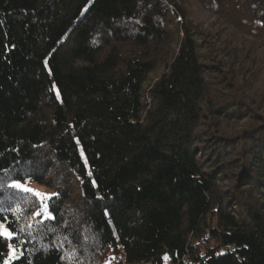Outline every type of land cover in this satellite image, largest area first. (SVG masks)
Wrapping results in <instances>:
<instances>
[{"label": "trees", "instance_id": "16d2710c", "mask_svg": "<svg viewBox=\"0 0 264 264\" xmlns=\"http://www.w3.org/2000/svg\"><path fill=\"white\" fill-rule=\"evenodd\" d=\"M258 50L264 0H0V264H264Z\"/></svg>", "mask_w": 264, "mask_h": 264}, {"label": "rangeland", "instance_id": "374dc122", "mask_svg": "<svg viewBox=\"0 0 264 264\" xmlns=\"http://www.w3.org/2000/svg\"><path fill=\"white\" fill-rule=\"evenodd\" d=\"M195 10L194 15H195V19H197L198 21H202L205 23V26H209L212 25L214 17L210 16L208 13H205L203 11H198V9L200 10V8H198L196 5L193 8ZM202 10V9H201ZM254 56V60H247L246 65H251L255 71V74L257 75L256 78L259 77L258 80V84H257V88H260L264 91V52L258 50L256 53H253ZM159 70L158 72L154 73L152 77H150L149 82H152L153 79H155L159 74H160ZM20 181L21 183H24L26 185H28L29 187L38 190L41 193H49V194H53L54 190L43 185L40 184L38 182L32 181L30 179L27 180H17ZM15 182V181H14ZM13 182V183H14ZM41 201V198L38 197ZM48 201V199L46 201H44V203L42 204L41 201V208L44 207V204H46ZM47 206V204H46ZM46 211H47V207H46ZM48 212V211H47ZM17 257L15 251H13V249L11 250V252L9 253L8 257L5 259L4 264H10L15 258Z\"/></svg>", "mask_w": 264, "mask_h": 264}, {"label": "snow or ice", "instance_id": "6c2138e0", "mask_svg": "<svg viewBox=\"0 0 264 264\" xmlns=\"http://www.w3.org/2000/svg\"><path fill=\"white\" fill-rule=\"evenodd\" d=\"M14 188H17L23 192H28V193H32L34 195H36L37 197L41 198L42 204L44 203V201H46L47 199H50L53 194H49V193H41L36 189H33L31 187H29L28 185L21 183L20 181H15L12 185ZM46 204H44V207H42L40 210H38L34 215L35 216H41L43 213V218L47 219L50 216V213H48L46 211ZM29 228L32 227V224L30 223L28 225ZM18 235L17 232L11 230L4 222L2 219H0V236L5 237L6 239H14L16 236ZM13 251H15L13 249Z\"/></svg>", "mask_w": 264, "mask_h": 264}]
</instances>
